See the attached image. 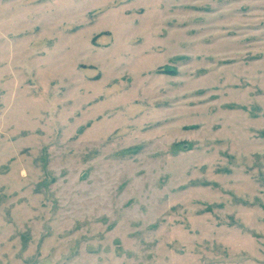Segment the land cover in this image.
Segmentation results:
<instances>
[{"label": "rangeland", "instance_id": "374dc122", "mask_svg": "<svg viewBox=\"0 0 264 264\" xmlns=\"http://www.w3.org/2000/svg\"><path fill=\"white\" fill-rule=\"evenodd\" d=\"M0 264H264V0H0Z\"/></svg>", "mask_w": 264, "mask_h": 264}]
</instances>
